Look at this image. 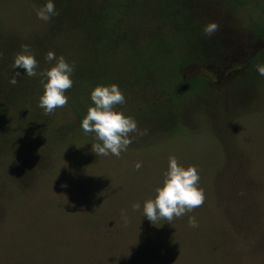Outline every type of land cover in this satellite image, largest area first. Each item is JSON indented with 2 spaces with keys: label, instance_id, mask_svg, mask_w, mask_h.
I'll return each instance as SVG.
<instances>
[{
  "label": "rangeland",
  "instance_id": "1",
  "mask_svg": "<svg viewBox=\"0 0 264 264\" xmlns=\"http://www.w3.org/2000/svg\"><path fill=\"white\" fill-rule=\"evenodd\" d=\"M103 1L54 0L57 14L45 23L35 16L44 0H0V264H264V77L255 71L264 64V0H195L188 12L201 57L180 81L198 87L175 105L154 85L119 89L125 102L114 107L137 131L118 157H97L78 116L120 53L91 30L80 35V14ZM208 22L217 28L205 36ZM21 44L39 68L50 66L48 51L73 66L67 102L50 114L38 106L39 77L21 69L8 83ZM169 156L195 166L204 199L153 226L142 206Z\"/></svg>",
  "mask_w": 264,
  "mask_h": 264
},
{
  "label": "trees",
  "instance_id": "2",
  "mask_svg": "<svg viewBox=\"0 0 264 264\" xmlns=\"http://www.w3.org/2000/svg\"><path fill=\"white\" fill-rule=\"evenodd\" d=\"M194 1L104 0L93 12L81 13L80 35H87L91 30L96 42L107 41L108 50L120 53L114 71L102 76L104 84H115L128 93L134 92L138 83L154 85L158 87L155 92L165 93V101L171 105H175L174 100L180 94L197 88L195 81H180L183 67L197 63L201 57V29L188 12ZM111 9L121 19L111 18ZM134 18L138 21H133ZM82 112L84 116L86 111ZM83 116H78L79 122Z\"/></svg>",
  "mask_w": 264,
  "mask_h": 264
},
{
  "label": "clouds",
  "instance_id": "3",
  "mask_svg": "<svg viewBox=\"0 0 264 264\" xmlns=\"http://www.w3.org/2000/svg\"><path fill=\"white\" fill-rule=\"evenodd\" d=\"M56 14L54 0H44L43 5L35 10L36 18L45 23ZM216 28L215 22H208L202 31L205 36H210ZM44 61L50 66L39 68L29 45L21 44L20 51L13 57V72L8 83H17L21 69L28 77H39L42 92L38 97V106L45 114H50L67 102L64 92L72 86L70 77L73 66L66 62L63 56H57L52 51L45 53ZM255 71L264 77V64L256 65ZM89 99L91 105L87 107L86 114L79 123L85 133L94 134L97 143L90 145L91 151L97 157L109 153L118 157L131 143L129 133L137 131L135 120L114 107L125 102L124 95L115 84L95 85L89 92ZM133 167L139 169L141 165L136 162ZM198 181L199 174L195 166H182L174 156H169L167 168L162 173L161 182L155 188L153 197L143 202L141 216L155 226L152 223L154 221L163 219L170 222L174 216L180 217L186 212H191L193 208L200 206L204 199ZM140 207L139 203L131 205L133 210ZM122 218L126 222L123 214ZM187 223L192 228L197 227V222L192 216L188 217Z\"/></svg>",
  "mask_w": 264,
  "mask_h": 264
}]
</instances>
